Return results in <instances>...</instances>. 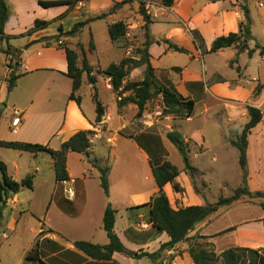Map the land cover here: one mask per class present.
I'll list each match as a JSON object with an SVG mask.
<instances>
[{
  "label": "crops",
  "instance_id": "crops-1",
  "mask_svg": "<svg viewBox=\"0 0 264 264\" xmlns=\"http://www.w3.org/2000/svg\"><path fill=\"white\" fill-rule=\"evenodd\" d=\"M82 1L84 7L77 5L73 8L69 6L45 8L39 4V0H8L10 15L5 26V34L11 37L8 44L13 47L12 52L19 54L20 61L16 67L20 77L12 91L8 90V75L1 80L2 65L6 68L7 60L12 57V54L7 55L4 52L8 44L6 40L0 39V95L1 100L8 101L5 110L11 108L10 114H6L5 111L1 113L0 128L6 122L13 136L9 138L11 141L47 144L54 150L60 149L65 141L79 131L91 130L94 134L91 137L92 145L89 155L68 153L67 169L70 180L62 184L56 181L52 158L46 159L51 169L50 176L44 175L39 162L43 158L41 155L46 153L33 155L19 152V157H13L12 168L8 160L0 159L7 164L9 174L17 181L30 175L34 177L33 189L24 188L9 198L3 212L4 235L5 231L24 227L23 217L31 219L34 223L32 221L28 223L31 225V235L24 245L25 253L37 241L49 239L58 243L62 247L61 252L69 253L70 257L74 253L78 255L77 257L84 258L83 261L81 259L80 262L75 263L69 261L68 255H64L59 264H194L189 252L194 244L212 245L216 254L234 247L264 248L262 221L264 211L255 216L251 215L253 218L247 221L235 224L236 227L234 224L220 225L222 222H219L218 218L211 221L213 216L209 217L190 232L186 242L164 251L162 257L155 261L148 257L134 259L115 253L113 259L105 263L93 260L75 248L73 243L78 240L100 245L109 243L108 235L103 228V215L109 202L118 211L115 231L129 250L152 253L170 239L166 233L157 234L152 231V226L147 219L149 208L131 209L148 203L158 192L152 174L150 154L134 137L145 133L159 134L164 148L168 151L166 134L173 131V126L169 123L185 120L172 115L167 116L166 121L162 123V127L168 128L164 134L159 128L155 132L144 129L135 133L130 131L137 105L129 103L118 107L110 79L103 74H98V71H103L112 63L119 64L125 59V44L128 39L124 37L119 41H112L109 34V27L112 24L123 22L131 36L141 45L144 43L145 21L140 13V2L136 0ZM145 1L148 3L145 10L153 20L150 24L152 42L149 53L155 77L161 84L173 87L183 97L195 101L194 113L186 120L198 117L195 114L198 106L202 107L203 113L212 112L213 115L219 114L222 108V112L229 117L228 122L239 124L242 127L241 130L250 118L247 107L260 109L264 116V56L259 50L252 55L249 54L256 42L264 47V0L246 1L253 37L247 46L241 48L233 46L215 53L209 52L214 41L219 37L238 32L241 21L245 20L242 0H174L171 7H165L162 0ZM61 15L64 17L57 22L27 34L35 27L36 20L53 21ZM98 18L104 20L102 35L109 41L105 47L99 44L98 28L94 29L92 26L94 25L92 22ZM86 21H88L87 24L77 34L63 36L61 40L62 45L79 54L80 67L83 52L85 53L89 65L93 68L92 75L97 80L95 84L97 91H99L98 76H102L105 77L107 90L115 95V103L111 106L109 103H103L97 93L98 99L105 107V116L102 122L97 124L94 95L86 106L81 95L85 88L93 90L94 86L89 84L85 75L82 88L77 92L82 99L81 105L70 98L73 81L67 76L68 62L65 47L58 45L55 40L59 34L60 25L63 27V32L67 33L76 23ZM193 30L202 37V47L194 40ZM171 44L182 47L187 52L176 51ZM118 50L121 52L120 57L116 55ZM180 53L186 56L185 59H180ZM99 56H103V60L106 56L113 58L105 67L99 62ZM94 59H98L97 64L93 63ZM144 76L145 67L140 66L132 69L127 80L138 81ZM258 85H262V89L258 95H255ZM123 95H130V92ZM15 109L22 112V123L18 127L12 125ZM206 120V122L210 120L219 129L221 126L224 130V123L218 117H209V120ZM263 130L264 118L249 135L248 166H251L252 154L255 155L258 153L257 150H261L257 149L256 145L264 144ZM181 134L186 141L193 143L191 154L194 153V157L203 156L210 150L211 145L204 125L198 126L191 134ZM221 134H223L222 138L216 147L222 145V148L228 149V145H232V141L236 140L241 133H236L232 138L224 131ZM194 148L200 150L194 151ZM92 159L96 160L98 166L91 162ZM167 159H169L168 156ZM260 160L258 158L256 161ZM33 164L36 165L34 169ZM136 164L139 167H136ZM145 166H148L146 182H151L153 178V182L149 185L150 190L146 191L148 187H144V191L135 187L129 188L131 184L141 182ZM98 167L109 168V198L101 187V173ZM196 168L206 182L207 170L203 167ZM178 169L180 174L177 181L183 191L176 192L170 183L164 187L173 208L205 205L207 191L195 190L191 177L185 172V165ZM150 173L152 176H149ZM251 176L250 173V179ZM120 183H123L122 187H127V190L124 189L123 195L115 196L114 187ZM251 183L250 180V185ZM67 188L73 189L74 196L65 199L61 193ZM209 188L206 182V189L209 190ZM233 227L234 230L225 232Z\"/></svg>",
  "mask_w": 264,
  "mask_h": 264
},
{
  "label": "trees",
  "instance_id": "trees-1",
  "mask_svg": "<svg viewBox=\"0 0 264 264\" xmlns=\"http://www.w3.org/2000/svg\"><path fill=\"white\" fill-rule=\"evenodd\" d=\"M80 1L82 0H39V4L45 8L56 6H69V8H73L77 6ZM242 1V9L244 11L245 20L241 21L239 31L217 38L209 50L210 53H215L221 49L233 46L241 48L245 43L247 44L253 39L251 27L247 25V20H250L249 9L246 5L247 0ZM162 4L165 7H171L174 4V0H162ZM140 6V13L142 14L145 21L143 34L145 41L139 49V59L131 60L125 58L119 64L112 63L106 69L100 71V73L110 79L112 90L117 95V97H121V100H117L118 107H122L129 103L137 105V117H141L146 110L147 103L161 93L166 105L164 115H172L179 119H188L194 113L195 101L193 99L183 97L173 87H167L166 85L161 84V82L155 77L154 68L152 67L150 61L151 55L149 53V46L152 42L150 24L153 22V20L145 10L144 3L141 2ZM9 15L10 9L8 6V0H0V39L6 40L7 44L11 38L5 34V26ZM63 17L64 15H61L53 21L36 20L35 27L29 30L27 34L44 29ZM87 22L88 21L76 23L67 33L63 32V27L60 25L58 27L59 34L55 37L56 42L60 41L61 37L63 36L67 37L77 34L87 24ZM126 32L127 27L123 22L114 23L109 27L110 38L114 42L123 39L126 35ZM192 34L196 43L202 47L203 40L200 34L195 30L192 31ZM62 44L61 46L65 47L68 62L67 76L73 81V91L70 95V98L76 100L77 103L81 105L82 99L77 95V92L82 88L83 78L86 75L89 84L93 85V89L96 91L94 94L97 112L96 124L100 123L105 116V107L98 99L97 89L95 87L97 80L96 77L92 75L93 68L89 65L84 52L82 66L80 67L78 64L79 54L75 50ZM91 44L93 47V43ZM171 47L179 52H187L186 49L174 44H171ZM256 50H259L260 54L264 56V47H262L258 42H256L254 49L249 51V54L252 55ZM12 51L13 47L8 44V47L6 50H4V52L7 55L12 54V56H14L15 53ZM140 66H145L144 78L138 81H128L127 78L129 77L132 69ZM237 69L239 70V68ZM19 77L20 74L17 73V67H14L11 70L9 78L7 79L9 91L13 90ZM125 80L127 81L125 82ZM261 89L262 85H258L255 90V95H258ZM126 92H130V95L123 96V94ZM247 110L250 117L249 121L246 123L237 139L232 141V145L239 150V162L242 169L243 184L242 187H239L235 190L233 195L229 197H221L214 204L208 203L205 205L180 207L178 209L173 208L170 199L164 190V187L166 184L170 183L176 192L183 191L182 187L177 181L180 171L178 167L174 165L169 159H165L164 155L156 154V150H159L160 144L162 145L161 138L158 135L152 133L138 135L134 137V139L140 145L144 146L150 154L152 174L158 187V192L148 203L132 207L131 209L149 208L147 219L148 223L152 226V231L156 232L157 234L166 233L170 239L163 243L157 251L152 253L129 250L123 244L115 231L118 211L112 206V203L109 202L103 215V228L108 235L109 243L106 245H100L90 241L78 240L73 243L75 248L91 259L105 263L110 262L113 259V255L115 253H120L134 259L148 257L149 259L155 261L162 257L164 251L171 250L179 243L186 242L189 238L190 232L195 230V228L200 223L211 217L221 207L230 206L234 202L240 200L243 196L264 199L263 191L253 192L249 187V170L247 158L249 135L252 129L262 122L264 116L262 111L256 107L249 106L247 107ZM93 134L94 131L91 130L79 131L69 140L65 141L58 150L50 148L47 144L7 140H0V147L16 150L22 153H30L33 155H38L40 153L49 154L53 160L56 181L62 184L64 181L70 180L67 169L68 153L77 152L89 155V149L92 145L91 137ZM166 137L170 142L177 146L185 165V172L191 177L195 187V177L198 173V169L191 163L190 141H186L184 136L176 130L168 132ZM131 138H133V136H131ZM154 142L158 143L157 149H155L153 146ZM162 150L164 151L165 149L162 147ZM91 162L95 166H98L95 159H92ZM98 168L101 173V187L105 195L109 198V168ZM33 178L34 177L30 175L21 181H17L9 174L7 164L0 160V225L4 219L3 212L7 206L9 198L14 194L19 193L24 188L33 189ZM195 190L199 192L196 187ZM261 207L264 210V201L261 203ZM262 221L264 224V217ZM232 230H234V227L226 230L225 232ZM44 231L45 230H43V232ZM50 232L53 231L50 230ZM210 246L212 245L202 246L199 244H194L190 248L189 252L194 264H264V248L251 249L244 247H234L226 249L220 254H216L213 246L212 248H210ZM61 248L62 247L58 243L49 239L37 241V243L27 251L25 256V264H50L51 262V264H59L60 259L64 255H69L67 252L60 253ZM59 253L61 255L60 259H58L57 256ZM71 255L72 256L68 258L70 259V262H79L77 258H74L78 256L77 254L73 253Z\"/></svg>",
  "mask_w": 264,
  "mask_h": 264
},
{
  "label": "rangeland",
  "instance_id": "rangeland-1",
  "mask_svg": "<svg viewBox=\"0 0 264 264\" xmlns=\"http://www.w3.org/2000/svg\"><path fill=\"white\" fill-rule=\"evenodd\" d=\"M94 25V29L99 30L100 36H99V44H101L103 47H105L109 41L106 40V38L102 35L104 31V20L102 21V18L95 19L92 22ZM101 39V40H100ZM139 43V42H138ZM141 48V44L139 43L138 48H136V53L138 54L139 49ZM116 55L120 57L121 52L118 50L116 52ZM180 59H185V55L181 54L179 55ZM101 65L107 66L113 58L112 56L107 57L103 60V56H99ZM236 58V57H234ZM20 61L19 54L15 53L12 58H8L6 63V68L2 65L1 72L2 77L1 80L5 79V75H8V78L10 76L11 70L16 67V64ZM94 64L98 63V59L93 60ZM145 67V66H144ZM98 74H101L100 71H98ZM99 80V91L97 93L99 94V98L103 103H109L114 104L115 103V95L112 91L107 90V84L105 81V77L98 76ZM95 90H90L88 88H85L83 90V93H81L84 105H88L92 99V96L95 94ZM0 95V114L5 111L6 114H10L11 108L9 107L7 110H5V107L8 105L7 99L1 100ZM158 95L154 97L152 100H150L146 108L152 109L157 102ZM117 100V95H116ZM219 114L213 115V113L205 114L203 113L202 107L198 106L196 110V116L197 118L189 119V120H180L172 124L170 122L169 124L173 126V130H176L183 134H191L194 132L198 126H203L208 134V139L210 141V150L206 151V153L203 156L200 157H194V153L190 154L191 157V163L195 167H203L207 170L205 180L207 184H209V190L206 189V182L204 181V178L200 175V172L197 173L195 177V187L200 192L207 191L205 194L206 196V204L208 203H216L221 197H229L233 195L235 190L239 187H242V169L239 162V150L236 147H233L232 145H228V149L222 148V145L217 146V143L219 140H221L222 135L221 132L228 135L230 138L235 137L236 133H241V128L239 124L228 122V116L226 113L222 112V108L219 111ZM171 116V115H169ZM167 116L164 115L160 119H156L154 121V125L151 127H147L144 125L143 122H141L140 117H137V112L134 116V123L131 125L132 128H130V131L134 133L139 131L140 129H144L148 132H155L158 128L162 131L164 134L166 130H168L167 127H162V123L166 121ZM209 117L219 118L221 122L224 124V130L220 126V129L216 127L214 123H212L209 120ZM208 119L209 122H206ZM205 122V123H204ZM175 124V125H174ZM264 131V130H263ZM221 134V135H220ZM156 135V134H155ZM160 137V135L158 134ZM9 138H13L11 135V132L9 128L7 127L6 122L3 123L2 127L0 128V140H9ZM14 141V140H12ZM162 143V142H161ZM167 143V149L164 148L163 144L159 146V150H156V154H162L164 155V158L167 159V156L169 157V160L176 165L177 167H183L184 162L182 160V156L177 148V146L170 142L169 140L166 141ZM153 146L155 149H157L158 143L154 142ZM165 149L162 150V147ZM193 146V143L190 142V148ZM257 149L260 148L261 150H257L258 153L255 155L252 154L251 159V166H248L249 168V179L248 184L251 189V191H263L264 192V144L258 143ZM200 149L194 148V151H198ZM169 152V155H168ZM5 154V155H4ZM19 151L12 150V149H6L0 147V159L4 158L10 162V167L12 164V160L14 156L19 157ZM41 157H43L39 164L43 168L44 175L46 177L50 176V165L46 162V159H51L50 155L42 154ZM214 157L216 159L214 160ZM255 157V158H254ZM258 158H260V161H256ZM35 164H33L32 168H35ZM138 166L137 164L135 165ZM139 167V166H138ZM12 168V167H11ZM145 171L143 172L141 182L139 184H131L129 188L133 189V187L138 188L139 190L144 191V187H148L150 183L153 182V178L151 182H146L145 177L148 175V166L144 167ZM250 173H251V179H250ZM149 176H152L151 173ZM253 179V180H252ZM251 180V185H250ZM123 183H120L114 187V195L115 196H121L123 193H125L124 189L127 190V187H122ZM147 185V186H146ZM146 189V191H149V189ZM62 196L65 199L69 198L68 192H62ZM264 201L263 198H255V197H249V196H243L240 200L237 202H234L230 206H223L221 207L216 213H214L211 218V221H215L217 218L219 222H222L220 225L227 224H240L244 221H247L252 216L258 215L262 213L264 210L261 207V203ZM124 203V202H123ZM126 204V203H125ZM121 206V205H120ZM129 206V205H128ZM252 215V216H251ZM211 216V217H212ZM30 221H32L29 218L23 217V223L24 227H20L16 230H8L4 231L2 229V224L0 225V264H25V256L26 253L24 252L25 248L24 245L27 242V239L30 237L31 232L30 228L31 225L28 224ZM33 222V221H32ZM34 223V222H33ZM236 227V225L234 226ZM203 243V242H202ZM205 245V244H204ZM219 248V245L217 246ZM212 248V246H210ZM60 253L61 252L60 250ZM60 253L57 255L58 259H60L61 255ZM68 255V254H67ZM69 256V255H68ZM70 258V256H69ZM78 259L79 262L84 260L83 257H75V259ZM70 260V259H69ZM48 262V260H47ZM52 263V262H51ZM50 263V264H51Z\"/></svg>",
  "mask_w": 264,
  "mask_h": 264
},
{
  "label": "built area",
  "instance_id": "built-area-1",
  "mask_svg": "<svg viewBox=\"0 0 264 264\" xmlns=\"http://www.w3.org/2000/svg\"><path fill=\"white\" fill-rule=\"evenodd\" d=\"M138 2L144 3V7L146 8L148 3L145 0H136ZM80 7H84L83 1H80L78 3ZM125 37H127L128 41L125 44V58L126 59H131V60H138L140 55L139 53H136V48H138L139 43L137 40H135L131 34L130 31L126 32ZM58 45L62 44V40L57 42ZM124 96V95H123ZM157 102L155 103L154 107L152 109H147L143 113V115L140 117L141 122L144 123L145 126L151 127L154 125V121L156 119H160L162 116H164L166 105L164 102L163 95L160 93L158 95ZM117 100H121V97H117ZM22 123V112L18 109H15L13 111V120H12V125L14 127H18ZM66 191L68 192L69 197L74 196V191L72 188H67Z\"/></svg>",
  "mask_w": 264,
  "mask_h": 264
},
{
  "label": "water",
  "instance_id": "water-1",
  "mask_svg": "<svg viewBox=\"0 0 264 264\" xmlns=\"http://www.w3.org/2000/svg\"><path fill=\"white\" fill-rule=\"evenodd\" d=\"M247 25L250 26V20H247ZM246 46H247V44L245 43V44L243 45V47H246Z\"/></svg>",
  "mask_w": 264,
  "mask_h": 264
}]
</instances>
